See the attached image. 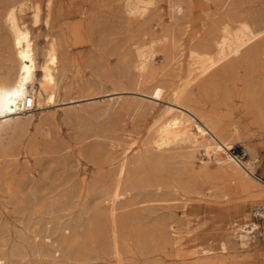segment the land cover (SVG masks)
<instances>
[{
  "label": "rangeland",
  "instance_id": "obj_1",
  "mask_svg": "<svg viewBox=\"0 0 264 264\" xmlns=\"http://www.w3.org/2000/svg\"><path fill=\"white\" fill-rule=\"evenodd\" d=\"M13 4L33 35L37 64L52 38L58 58L54 81L46 82L50 91L56 88L52 103L35 107L28 122L0 120V264H111L112 254L97 238L125 134L139 139L129 160L143 152L177 156L170 164L165 156L161 170L145 164L133 188L131 169L123 176L115 204L122 264H264V217L254 215L264 206V0H150L136 16L123 0H0V79L15 66L4 22ZM242 22L260 34L234 59L191 82L180 104L172 102L191 50L213 51L223 28L234 31ZM145 46L154 57L137 80L135 51ZM40 78L37 70L36 82ZM168 105L179 126L198 135L188 162V149L173 147L167 125L141 144L145 127ZM71 108L88 113L69 117ZM225 142L231 143L227 151ZM216 154L223 166L215 164ZM155 170L163 179L152 177ZM52 202L60 208L56 215L45 212ZM57 215L68 223L82 217L72 238H61ZM245 222L259 227L241 242L233 230ZM33 238L44 252L31 249Z\"/></svg>",
  "mask_w": 264,
  "mask_h": 264
},
{
  "label": "bare ground",
  "instance_id": "obj_2",
  "mask_svg": "<svg viewBox=\"0 0 264 264\" xmlns=\"http://www.w3.org/2000/svg\"><path fill=\"white\" fill-rule=\"evenodd\" d=\"M149 2L150 0H123V6L124 9L128 12V14L136 16L142 14L145 11L147 4ZM169 2L172 8L174 7L176 11H180L178 5L175 7V2L172 1ZM172 8L170 7V9ZM17 11H18V7L15 4H13L7 8L4 14V22L10 34V40L13 49V58L15 60V66L9 71L5 72L3 78L0 79V120L6 121L9 124V126H15L21 123L22 121L28 122L29 120H31L32 115L30 114L33 112L34 108L37 106H41L44 100L52 103V101L54 100L53 97L54 92H56V88H54L53 91L52 90L50 91L46 85V82L54 81L53 68L58 58V48H57L56 40L52 38V40L49 41L48 47L45 51L42 61L39 62V64H37L36 55L34 51L33 35L30 31L29 26L25 22H22L20 20L21 17L18 15ZM39 12L40 10L38 6L37 5L33 6L31 19L34 25H37L40 21ZM46 22H47V18H46ZM258 33L259 31L254 30L250 22H242L234 31L230 30L227 27H224L223 32L222 34H220L216 42L215 49L213 51L198 52L196 50H191V52L189 53L188 69L185 78L177 84L176 88L174 89V94L172 95L170 100L178 104L180 99L184 95L188 85L191 82L196 81L200 77H204L203 75H205L210 69H212L217 64H220L222 61L224 60L226 61V59L228 60V58H233L234 56L239 54L240 50L243 47L247 46V44L258 35ZM152 57L154 56L151 46L136 48L133 67L138 72L137 80H139L140 77L143 78L142 75L144 74L146 70V66L148 65L147 61ZM37 70H39L41 74V78L38 80V82H36ZM141 91L143 92L144 90ZM27 94H31L33 96L34 107L22 111L20 110L19 105L25 99ZM150 95H154V94H150ZM158 95L156 93V96ZM173 111H174V107L168 105L162 108V110H160V112H158L155 116H153V120L151 121L150 124L148 123L149 125L145 127V130L142 133L141 144L147 145L149 137H151L155 132L159 131L162 127L167 125L166 127L174 131V135L170 140L171 142H174L173 147L187 148L188 150L190 149L189 151L188 150L186 151L184 149L186 152L183 153V157L185 158L184 161L188 162L189 159L192 158L195 155V152H197L198 150L197 149V146L199 147L197 142L198 135L194 130H192L187 125L179 126L180 120L175 118V114H173ZM66 112L69 117H74V118H78L79 116L82 117L86 114V112L88 113V111L85 109H77V108H71ZM25 115H29V116L26 117ZM225 140L226 139H224V141ZM113 141L116 140L114 139ZM122 141L123 143L122 146L120 147L121 151L119 150L120 159L115 164L114 172L112 175L113 176L112 186L106 192L107 203H108L106 209L107 211L102 213L103 219L101 217V220H104V222L102 221V223L99 224L100 234H99V238H97L100 247L103 248L104 250L106 249L112 254L113 261L111 262V264H122L121 260H122L123 244L121 239V233L118 229V226H120L119 225L120 220H118L119 218L117 216V212H116L117 208L115 204L116 201L123 195V186L125 181L123 180V176L125 175V173H127V170L131 169L132 174L129 173L131 175L130 176L131 179L128 183L129 185L128 188H133L137 184L136 180L142 179L139 178L137 174L145 164H149L150 166L152 165L153 169H156L164 165L162 163L166 164V162H164L163 160V158L166 159L165 156L167 157L166 160H168L169 164H170V160L174 159V157L177 156V154L175 153H171V155L168 153L169 155H165L163 158H161L159 156H155L156 154L151 155L149 153L146 154L147 152H143L142 154L136 155V157H134L133 160H129L128 151L130 149L133 151L135 150L133 146L135 145L137 147L139 139L133 138L130 134H125L124 139H122ZM111 147L115 148V145L114 146L112 145ZM230 147H231V143L225 142L224 148L226 149V151L227 149H230ZM209 148L212 152L216 150L215 146L211 144ZM116 150L118 149L116 148ZM176 150L178 149L176 148ZM176 150H170V151L173 152ZM181 151L183 152V149ZM180 153L181 152L179 151V154ZM206 153L208 154V151H206ZM213 159L215 160V164L217 166L224 165L223 158L221 156L216 154L213 156ZM238 163H240L242 168H247L248 162L247 164L241 163L240 159H238ZM154 174L155 175H152L154 179L157 178L160 179L159 178L161 177L160 173L156 171L154 172ZM126 177H129L128 174ZM142 181L143 180H140L139 183ZM183 184L177 182L174 183L173 185L176 188L178 187L183 188L182 187ZM90 189L92 190V187H90ZM66 200H67L66 204L67 203L69 204L71 202L69 198ZM39 202L40 201L38 198L36 204ZM56 204L57 203L55 202L49 203V205L45 207L47 210L45 212L51 214L55 213L57 210L60 209L59 207H57V209L54 207ZM68 204L67 207L70 206V205L68 206ZM56 214L57 213H55L54 215ZM57 217L55 216L57 221L56 224L58 226L57 230L60 231L61 238L64 240L68 238H72L74 236V233L76 232L75 227L81 222L82 217L80 219V217L77 215L75 220L73 218V220L70 221L71 223L65 222V220H61V216H59L58 219ZM91 221L89 222L90 225H92ZM38 227L41 229L36 231L42 233L41 230L43 229V225L41 222L38 223ZM258 227L259 225L256 222H245L238 225V227L233 231L235 235L238 236L239 240L243 242L247 238V236L250 233H252L254 230H256ZM47 228L48 227L44 229V232L45 230H47ZM39 242L40 241H37L36 238H33L29 242V245L32 246L31 249L33 248L38 253H42L44 252V249L40 245H38ZM34 247H36L38 250L35 249ZM221 248L222 249L224 248L223 244Z\"/></svg>",
  "mask_w": 264,
  "mask_h": 264
},
{
  "label": "built area",
  "instance_id": "obj_3",
  "mask_svg": "<svg viewBox=\"0 0 264 264\" xmlns=\"http://www.w3.org/2000/svg\"><path fill=\"white\" fill-rule=\"evenodd\" d=\"M20 110H28L34 107V98L31 94H27L25 99L20 103ZM255 216L264 217V206H256L254 211Z\"/></svg>",
  "mask_w": 264,
  "mask_h": 264
}]
</instances>
